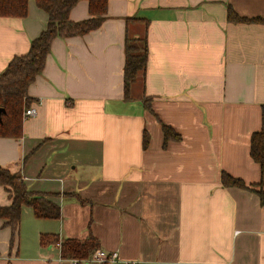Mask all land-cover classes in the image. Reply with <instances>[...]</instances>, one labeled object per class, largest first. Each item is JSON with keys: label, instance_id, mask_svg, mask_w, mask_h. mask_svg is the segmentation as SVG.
Masks as SVG:
<instances>
[{"label": "crops", "instance_id": "crops-1", "mask_svg": "<svg viewBox=\"0 0 264 264\" xmlns=\"http://www.w3.org/2000/svg\"><path fill=\"white\" fill-rule=\"evenodd\" d=\"M229 5L264 18V0H108L99 28L55 38L29 88L37 114L23 113L21 137L0 136V167L55 194L61 214L24 207L13 243L0 219V264H118L62 256L59 242L90 237L138 264H264L260 196L222 183L263 179L250 145L264 132V24L229 21ZM89 17V0L70 12ZM48 19L36 0L0 16V75ZM144 36L147 69L127 99L126 40ZM163 124L180 138L165 144ZM11 201L0 186V207Z\"/></svg>", "mask_w": 264, "mask_h": 264}, {"label": "trees", "instance_id": "trees-1", "mask_svg": "<svg viewBox=\"0 0 264 264\" xmlns=\"http://www.w3.org/2000/svg\"><path fill=\"white\" fill-rule=\"evenodd\" d=\"M80 0H36L39 7L48 13L47 28L32 40L27 53L16 55L0 75V107L6 109L0 119V136L21 137L23 134V113L32 105L33 99L29 95V88L35 82L46 65L48 54L55 38H68L84 35L99 28L107 14L108 0H89L91 17L73 21L70 18L72 8ZM29 0H0V16L25 17L28 14ZM228 20L231 22H258L264 24L260 16H243L231 5L228 7ZM148 43L146 36L127 38L126 60L124 67L125 97L130 99L131 87L139 74L147 69ZM147 109L152 110L149 97L144 98ZM165 144L171 139H179L180 135L173 127L163 124ZM149 134L144 133V147L148 145ZM250 153L253 159L260 164L263 179L259 183L247 185L241 179L227 172L222 174V183L225 186H237L256 192L264 205V132L255 131L251 136ZM0 186H4L11 196V204L0 207V219L4 226L12 230L13 243L18 234L24 207H29L39 218H58L61 214L60 205L52 200L51 193L31 191L23 181L20 173L11 172L0 167ZM50 237L44 235L42 242ZM54 241H59L55 238ZM98 248V240L90 237L84 241L65 239L61 241L63 257L88 258Z\"/></svg>", "mask_w": 264, "mask_h": 264}, {"label": "built area", "instance_id": "built-area-1", "mask_svg": "<svg viewBox=\"0 0 264 264\" xmlns=\"http://www.w3.org/2000/svg\"><path fill=\"white\" fill-rule=\"evenodd\" d=\"M36 114L37 109L34 106H30L24 111L25 116H35ZM58 245H61V243L59 242ZM87 260L100 263L138 264L136 261L121 259L117 251H106L103 249L94 251ZM79 262L77 259L71 260V264H79Z\"/></svg>", "mask_w": 264, "mask_h": 264}, {"label": "water", "instance_id": "water-1", "mask_svg": "<svg viewBox=\"0 0 264 264\" xmlns=\"http://www.w3.org/2000/svg\"><path fill=\"white\" fill-rule=\"evenodd\" d=\"M6 111V109L5 108H3V107H0V119H1V115H2V113L3 112H5Z\"/></svg>", "mask_w": 264, "mask_h": 264}]
</instances>
